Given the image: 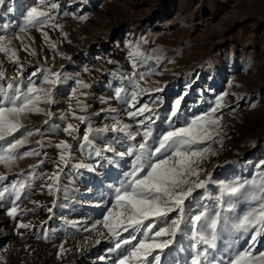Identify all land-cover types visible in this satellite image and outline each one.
Masks as SVG:
<instances>
[{"label":"rangeland","instance_id":"374dc122","mask_svg":"<svg viewBox=\"0 0 264 264\" xmlns=\"http://www.w3.org/2000/svg\"><path fill=\"white\" fill-rule=\"evenodd\" d=\"M53 2L58 4L52 15L59 27L50 23L43 30L32 27L21 33L24 16L32 6L40 7L38 0H6L0 7V25L10 27L0 28V35L11 41L23 64L25 82L39 67L78 78L89 87L79 88L73 96L78 87L74 79L60 84L54 92L55 103L41 105L51 115L30 113L22 121L34 135L27 137L19 151L40 154L18 158L10 169L0 164V175L8 177L0 183L25 184L16 201L15 218L7 215V201L0 206V214L7 218L0 221V264H114L118 260L119 253L110 251L116 239L102 227L92 230V225L102 219L112 200L109 185H116L127 166L119 157H115L118 167L113 165L110 152L96 156L95 149L111 143L123 151L112 139L123 134L93 132L94 146L85 144L82 137L89 124L97 129L120 121L137 130L136 120L144 117L128 116L134 86L129 77L145 88L160 89L140 96L137 104L147 102L155 109L145 116L153 115L157 131L169 127L168 118L181 126L186 119L216 107L223 97L224 107L217 112L223 131L212 145L217 154L204 167L215 181L250 178L264 171V0ZM9 56L0 53V71L6 78L16 77L18 69ZM139 73L149 74L141 79ZM120 88L126 91L118 99L115 92ZM174 110L177 117H171ZM78 116L87 119L81 122ZM69 123L78 129L71 135L63 131ZM23 132L14 135L21 138ZM62 141L72 146L67 152L57 147ZM62 152L66 166L60 160ZM57 172L58 181L49 179ZM209 191L215 195L216 186L210 184ZM20 223L31 226L22 228ZM141 238L138 233L137 241ZM245 246L246 240H241L237 251ZM262 249L264 238L257 245V251ZM186 255L166 251L162 264H185Z\"/></svg>","mask_w":264,"mask_h":264},{"label":"snow or ice","instance_id":"6c2138e0","mask_svg":"<svg viewBox=\"0 0 264 264\" xmlns=\"http://www.w3.org/2000/svg\"><path fill=\"white\" fill-rule=\"evenodd\" d=\"M5 3L6 0H0V7ZM38 3L40 7L32 6L24 16L21 33L32 27L43 30L50 23L53 27H59L52 15L58 4L53 0H38ZM8 10L11 11V8ZM9 27L0 25L4 29ZM43 35L47 39L48 33L44 32ZM10 45L11 41L0 35V53H10L9 59L18 65L16 77L6 78L5 73L0 71V164L9 169L18 158L40 154L35 150L19 151L27 143V137L34 135L23 124L24 117L30 113L51 115L41 105L55 103L56 88L68 79H74L78 86L73 90V96L79 88L89 87L78 78L66 74L62 76L60 72L39 67L25 82L23 64ZM51 46L56 47L55 44ZM84 71L89 69L85 68ZM148 74L139 73V76L143 79ZM37 79L42 83L38 85ZM129 80L134 86L128 101L132 109L128 116L144 117L136 120L137 130L133 131L132 125L120 121L97 129L89 124L82 137L85 144L94 146V140L90 139L93 132L123 134L112 138L123 151H117L111 143L106 144L104 149H95L96 156H101L103 151L110 152L114 154L111 160L113 165L118 167L115 157H119L127 166L126 171L120 172L116 185H109L112 200L108 201L102 219L92 225V230L102 227L111 238L116 239L114 247L110 249L119 253L114 264H162L166 251L187 253L185 264H264V249L257 251V245L264 238V171L250 178L215 181L212 173L204 167L209 157L217 154L212 145L218 142L217 138L223 131L222 116L217 115L219 109L224 107L221 103L223 97L217 100L216 107L186 119L181 126H175L168 118L169 127L157 131L153 127L156 124L153 115L145 116V113L154 114L155 109L149 107L147 102L139 107L137 104L140 96L160 89L145 88L139 81H133V77H129ZM125 91L124 88L117 89L116 97L122 98ZM80 103L77 99L78 106ZM176 103L179 105L180 102ZM171 117H177L175 110ZM77 119L84 122L87 118L78 116ZM22 129L21 138H17L14 134ZM63 131L71 135L78 129L69 123ZM57 147L67 152L72 146L62 141ZM60 160L67 165L63 152ZM261 164L264 165V161ZM78 167L88 166L80 164ZM57 168L59 172L60 166L57 165ZM58 172L49 179L58 181ZM7 179L6 175H0V182ZM210 184L216 186L215 195L209 191ZM24 188L25 184L20 181L0 183V206L5 201L10 204L6 210L9 217L17 216L16 201L20 200ZM49 190L52 191L51 185ZM198 190H203L202 194L194 195ZM12 196L14 199L9 200ZM205 199L209 203H202ZM48 210L52 211L51 208ZM157 224L160 225L158 228ZM30 226L19 224L22 228ZM123 233H128V236L122 238ZM138 233L142 238L137 241ZM241 240H246V246L237 251ZM133 241L137 242L133 244ZM218 241L221 242L219 246ZM61 251H64L63 247ZM169 264H173V261H169Z\"/></svg>","mask_w":264,"mask_h":264},{"label":"bare ground","instance_id":"6f19581e","mask_svg":"<svg viewBox=\"0 0 264 264\" xmlns=\"http://www.w3.org/2000/svg\"><path fill=\"white\" fill-rule=\"evenodd\" d=\"M0 221L3 222V223L7 221L6 216L4 214H2V213L0 214Z\"/></svg>","mask_w":264,"mask_h":264}]
</instances>
